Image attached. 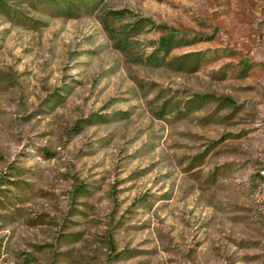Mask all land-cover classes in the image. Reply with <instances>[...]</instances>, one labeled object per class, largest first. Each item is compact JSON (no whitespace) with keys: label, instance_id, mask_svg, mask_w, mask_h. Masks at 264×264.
<instances>
[{"label":"rangeland","instance_id":"1","mask_svg":"<svg viewBox=\"0 0 264 264\" xmlns=\"http://www.w3.org/2000/svg\"><path fill=\"white\" fill-rule=\"evenodd\" d=\"M117 9L184 42L126 52ZM29 16L0 14V264H264V0Z\"/></svg>","mask_w":264,"mask_h":264},{"label":"trees","instance_id":"2","mask_svg":"<svg viewBox=\"0 0 264 264\" xmlns=\"http://www.w3.org/2000/svg\"><path fill=\"white\" fill-rule=\"evenodd\" d=\"M101 0H0V14L3 15L8 21L27 26L31 28H39L45 23L29 16L35 14L43 17L62 18V19H75L83 15H92L99 10ZM162 1V0H159ZM127 19L120 28H115L111 25V21ZM105 29L108 34L116 37L121 45L125 48L126 52L132 50V38L140 35L145 29H154L158 31L166 30L163 25L155 24L149 17L134 14L133 12L125 9L106 10L104 12ZM196 37V36H194ZM193 37V38H194ZM180 41V42H179ZM191 40H187L186 43ZM184 42L182 38H177V35L172 32H164L158 41V48L156 52L168 53L173 47ZM155 56L148 61H163L162 58ZM191 58L193 61L190 64L197 67L200 59L199 53L185 55L180 64L187 63ZM143 61V60H140ZM149 63V62H148ZM246 69L243 66L240 70L244 72Z\"/></svg>","mask_w":264,"mask_h":264}]
</instances>
